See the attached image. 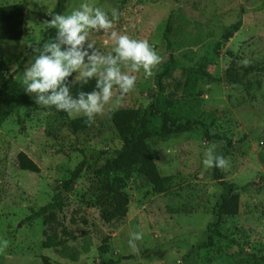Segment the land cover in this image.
Wrapping results in <instances>:
<instances>
[{
  "label": "rangeland",
  "instance_id": "374dc122",
  "mask_svg": "<svg viewBox=\"0 0 264 264\" xmlns=\"http://www.w3.org/2000/svg\"><path fill=\"white\" fill-rule=\"evenodd\" d=\"M57 0H0V5H25L24 33L19 41L0 40V82L13 74L23 84V73L35 58L33 49ZM99 6L111 15H122L108 33L91 30L89 39L107 54L114 47L110 32L146 39L162 57L170 52L182 65L204 70L215 80L176 69L165 79L166 93L177 99L179 112L212 123L211 132L227 135L234 143L226 159L230 168L224 178L236 186L239 209L223 219L212 244L192 250L206 238L213 220L212 207L224 191L203 164L208 141L202 131L192 130L147 140L157 153L161 175H170L167 189L154 192L152 185L134 169L127 180L126 216L106 223L100 217L98 196L102 180L95 173L105 159L121 146L108 111L144 108L152 99L154 76L135 73V89L119 106L106 105L87 128L74 132L51 108L19 106L0 125V264H264V73L252 75L249 85L230 86L225 70L233 60L264 61V0H66L61 14L80 3ZM241 26L220 47H214L227 27ZM86 47V45H85ZM24 58L21 70L19 62ZM76 74L74 73V76ZM118 95V90L114 91ZM74 118V117H70ZM24 151L39 172L22 170L17 154ZM85 168L67 193L62 210L26 221V217L49 202L57 185L67 179L77 164ZM142 232L133 251L130 233ZM107 240L104 241V238ZM7 241V246L4 245ZM108 244L105 253L100 246Z\"/></svg>",
  "mask_w": 264,
  "mask_h": 264
},
{
  "label": "trees",
  "instance_id": "16d2710c",
  "mask_svg": "<svg viewBox=\"0 0 264 264\" xmlns=\"http://www.w3.org/2000/svg\"><path fill=\"white\" fill-rule=\"evenodd\" d=\"M66 0H57L56 6L49 15L62 13ZM25 5L23 3H12L0 5V40L19 41L24 33ZM241 22L238 20L230 24L216 43L214 50L219 52L223 46L238 31ZM55 29L47 28L42 33L40 43L50 42L55 36ZM171 32V27L167 25L164 39L168 51L167 56L161 62V70L157 73L152 90V99L144 108L123 107L108 111L109 119L118 132L121 146L112 156L105 159L95 171L102 180V191L98 196L100 206V217L106 223L122 220L128 211L129 195L127 193V180L135 169L151 185L154 192L160 193L167 189L170 175H161L158 171L156 160L158 155L151 151L147 140L156 137H166L192 130H200L208 141L218 140L221 146L217 154L226 156L230 153L234 143L227 135L219 132H211L212 123L195 117L190 111L179 112L176 105L177 99L166 93L165 79L176 69L189 71L206 77L208 80H215L204 70L205 62L198 68L187 67L177 61L171 50V42L167 36ZM24 63V58L19 62L18 69ZM264 73V61H252L243 65H236L232 60L225 70L224 79L233 86L242 84L249 85V78L252 75ZM74 75V74H73ZM95 87V80L89 81L81 86L77 83L71 86V92L75 96L79 91H92ZM34 104L33 98L24 91V84L19 83L13 74L4 77L0 82V125L4 119L19 106H31ZM54 110L57 116L64 121H68L71 129L76 132L87 128L86 117L70 118L64 111L57 110L54 106L49 107ZM18 166L22 170L39 172V166L24 152L17 154ZM85 168L84 160L75 166L69 177L61 181L55 188L51 200L40 206L36 211L26 217V221L39 218L48 212L62 210L65 205L67 193L73 188L74 182ZM212 177L223 188V192L216 199L212 207L213 220L207 224L206 238L201 242L192 245V250L207 247L212 244L213 235L222 236L219 226L223 219L234 216L239 209V193L232 182L224 178V171L216 167L212 168ZM107 237L104 238V241ZM108 244L100 246L102 253L107 252ZM111 259L103 260L101 264H111Z\"/></svg>",
  "mask_w": 264,
  "mask_h": 264
},
{
  "label": "clouds",
  "instance_id": "9594fccd",
  "mask_svg": "<svg viewBox=\"0 0 264 264\" xmlns=\"http://www.w3.org/2000/svg\"><path fill=\"white\" fill-rule=\"evenodd\" d=\"M121 15L116 8L109 16L101 7L82 2L69 14L57 13L46 21L49 28L56 30L55 36L50 42L33 49L35 58L25 68L22 78L24 91L38 107L54 106L69 117H86L85 122L91 126L106 105H121L125 96L135 89V73L143 70L146 77L153 76L162 57L148 40L111 31L114 47L104 54L89 39L91 30L108 33ZM93 79L95 87L92 91L81 90L75 96L72 94V85L79 83L83 86ZM115 90L118 95H114ZM215 148V145L205 148L204 166L227 171L229 159L217 154ZM142 239V232L130 233L129 247L135 251L136 241ZM4 245L7 246V241Z\"/></svg>",
  "mask_w": 264,
  "mask_h": 264
}]
</instances>
